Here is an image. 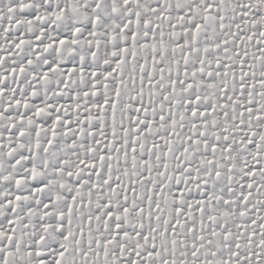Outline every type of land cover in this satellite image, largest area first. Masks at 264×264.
<instances>
[{
  "label": "snow or ice",
  "instance_id": "snow-or-ice-1",
  "mask_svg": "<svg viewBox=\"0 0 264 264\" xmlns=\"http://www.w3.org/2000/svg\"><path fill=\"white\" fill-rule=\"evenodd\" d=\"M0 264H264V0H0Z\"/></svg>",
  "mask_w": 264,
  "mask_h": 264
}]
</instances>
